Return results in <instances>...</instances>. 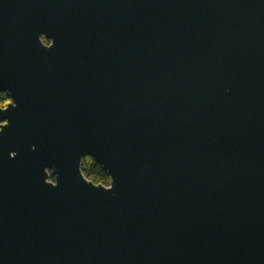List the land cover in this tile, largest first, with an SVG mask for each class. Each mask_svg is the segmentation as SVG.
Instances as JSON below:
<instances>
[{"label":"water","instance_id":"obj_1","mask_svg":"<svg viewBox=\"0 0 264 264\" xmlns=\"http://www.w3.org/2000/svg\"><path fill=\"white\" fill-rule=\"evenodd\" d=\"M0 91V264H264V0H0Z\"/></svg>","mask_w":264,"mask_h":264},{"label":"trees","instance_id":"obj_2","mask_svg":"<svg viewBox=\"0 0 264 264\" xmlns=\"http://www.w3.org/2000/svg\"><path fill=\"white\" fill-rule=\"evenodd\" d=\"M45 41V39L43 38ZM9 101V97L3 91H0V107L5 106ZM80 168L83 175L95 184L107 185L109 183L108 175L101 170L98 163H96L92 157L84 154L80 161ZM49 179H52V176L49 175Z\"/></svg>","mask_w":264,"mask_h":264},{"label":"rangeland","instance_id":"obj_3","mask_svg":"<svg viewBox=\"0 0 264 264\" xmlns=\"http://www.w3.org/2000/svg\"><path fill=\"white\" fill-rule=\"evenodd\" d=\"M48 179H49V177H48Z\"/></svg>","mask_w":264,"mask_h":264},{"label":"built area","instance_id":"obj_4","mask_svg":"<svg viewBox=\"0 0 264 264\" xmlns=\"http://www.w3.org/2000/svg\"><path fill=\"white\" fill-rule=\"evenodd\" d=\"M108 185V184H107Z\"/></svg>","mask_w":264,"mask_h":264}]
</instances>
